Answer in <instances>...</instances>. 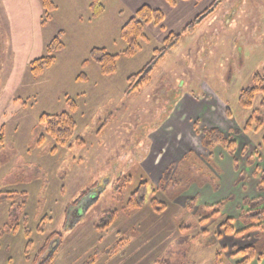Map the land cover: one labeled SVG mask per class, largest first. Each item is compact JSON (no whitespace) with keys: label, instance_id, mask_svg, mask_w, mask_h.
Instances as JSON below:
<instances>
[{"label":"rangeland","instance_id":"rangeland-1","mask_svg":"<svg viewBox=\"0 0 264 264\" xmlns=\"http://www.w3.org/2000/svg\"><path fill=\"white\" fill-rule=\"evenodd\" d=\"M51 1L57 9L48 21L42 0H0V194H15L0 195V264H32L54 233L62 236L51 264H238L248 247L256 250L251 263L262 262L264 125L244 128L255 113L264 124V97L250 110L239 98L255 74L264 76V0H194L200 14L216 10L193 33L175 28L180 43L132 95L128 78L170 33L161 39L162 29L149 25L142 50L127 58L120 34L134 13L122 1L101 0L96 19L93 0ZM60 32L65 49L34 77L31 64ZM96 48L119 56L115 75L90 61ZM81 74L89 80L77 81ZM65 112L78 127L68 147L56 148L39 120ZM212 128L236 141L235 153L205 147L203 130ZM138 190L142 208L129 209ZM113 213L102 230L100 218Z\"/></svg>","mask_w":264,"mask_h":264},{"label":"trees","instance_id":"trees-1","mask_svg":"<svg viewBox=\"0 0 264 264\" xmlns=\"http://www.w3.org/2000/svg\"><path fill=\"white\" fill-rule=\"evenodd\" d=\"M172 7L177 4L176 0H166ZM197 3H201L203 0H195ZM43 8L46 11V19L49 21L52 19V13L57 9L51 0H42ZM217 4H213L209 10L199 16L195 21L188 24L184 29L183 33H193L198 25H200L203 20L210 16L216 9ZM92 19L100 17L105 12V7L101 3V0H93L91 4ZM165 15L161 10L152 9L148 6H143L140 8L134 16L123 26L121 29L120 38L127 44V48L123 53V56L127 58H133L142 50L141 41H147V35L145 30L149 25H155L156 27L164 30ZM64 32H60L48 46L47 56L35 60L32 66V74L34 77L42 76L48 69H50L57 61L55 54L63 51L65 45L63 43ZM181 41V34L170 33L165 41L163 42L164 47L162 49H156L154 51V57L148 63L140 73L132 75L128 78L129 88L127 93L129 95L140 92L144 87L148 86L152 82V74L158 68L160 63L164 60L166 54L173 50ZM119 56L110 54L106 49H93L90 53V61L97 63L101 67V73L104 76H113L117 73V62ZM88 61H86L83 66H87ZM88 76L86 74H81L77 81H88ZM263 95L264 97V76L257 73L253 77V87H249L242 90L239 98V105L244 110H250L253 107V102L257 95ZM69 109L72 113L77 111V103L69 99L67 102ZM230 117V116H229ZM257 119L256 127H253V122ZM39 124L45 127V133L50 136L56 143V148H66L70 145L73 140L78 124L71 113L65 112L56 115L44 114L39 120ZM263 119H258L255 113L247 122L244 132L249 133L251 131L259 132L263 127ZM239 133V132H238ZM203 134L204 145L207 148L213 147L217 144H222L225 148L231 152L235 153L237 149V143L233 139H227L223 132L219 129H204ZM2 138H0L1 140ZM41 141V140H40ZM1 142V141H0ZM264 142V139H263ZM42 144L41 142H39ZM56 148L52 151L55 152ZM95 186V185H94ZM89 194V190L81 192L78 200L74 201L73 204L76 205L80 200ZM140 191H136L131 197L130 202L127 207L129 209L140 210L144 202V197L141 195ZM3 200H12L15 196L14 193L0 194ZM18 197L26 199L27 194H18ZM164 209V208H163ZM162 211L157 209V212ZM256 220L258 219L255 217ZM252 219V218H251ZM116 220V213H113L109 218L102 217L100 222L103 224L102 230L108 229ZM232 227L227 228V233H233ZM60 233L52 234L46 241L43 249L40 251L37 259L32 264H51L57 248L52 247V243L57 239L61 238ZM25 238L27 240L25 246V255L33 247V242L31 239V231L26 229ZM61 241V239H60ZM184 241V240H183ZM180 243V242H179ZM171 252V251H170ZM116 253V249H111L106 251L104 254L113 255ZM237 256H243L245 259L238 264H250L252 260L256 257V250L253 247H248L246 249L240 250L236 254ZM29 260V256H27ZM264 255H260L262 259ZM218 258V257H217ZM218 260V259H217ZM94 261H92L93 264ZM216 264H221L217 261Z\"/></svg>","mask_w":264,"mask_h":264},{"label":"crops","instance_id":"crops-1","mask_svg":"<svg viewBox=\"0 0 264 264\" xmlns=\"http://www.w3.org/2000/svg\"><path fill=\"white\" fill-rule=\"evenodd\" d=\"M120 1L124 3L125 10H128L134 14L143 6H148L152 9L161 10L165 15V26H164L165 28L164 31L155 29V33L160 38L162 37L161 39H163L164 32L174 33L175 28L179 27L181 29V27L183 28L189 23H191L190 21H192V19L196 20L200 15H202L200 14L202 9L196 8L194 0H186V1L179 0V2H177L175 7H172L166 0H120ZM179 3L181 8H178ZM179 10L181 11L179 12ZM167 15L172 16V19L175 17H178V19L175 20L176 21L175 23H168ZM179 15H181V17H179ZM170 16L169 19H171ZM146 30H145V34H146ZM251 264H264V260L260 263L257 262Z\"/></svg>","mask_w":264,"mask_h":264},{"label":"water","instance_id":"water-1","mask_svg":"<svg viewBox=\"0 0 264 264\" xmlns=\"http://www.w3.org/2000/svg\"><path fill=\"white\" fill-rule=\"evenodd\" d=\"M180 96L178 95L177 97H176V99H178Z\"/></svg>","mask_w":264,"mask_h":264}]
</instances>
